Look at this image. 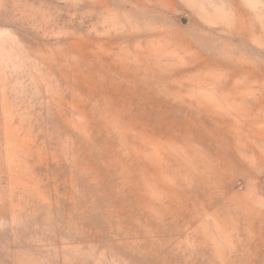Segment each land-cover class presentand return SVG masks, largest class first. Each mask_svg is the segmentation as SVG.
I'll list each match as a JSON object with an SVG mask.
<instances>
[{
  "label": "rangeland",
  "instance_id": "1",
  "mask_svg": "<svg viewBox=\"0 0 264 264\" xmlns=\"http://www.w3.org/2000/svg\"><path fill=\"white\" fill-rule=\"evenodd\" d=\"M0 264H264V0H0Z\"/></svg>",
  "mask_w": 264,
  "mask_h": 264
},
{
  "label": "bare ground",
  "instance_id": "2",
  "mask_svg": "<svg viewBox=\"0 0 264 264\" xmlns=\"http://www.w3.org/2000/svg\"><path fill=\"white\" fill-rule=\"evenodd\" d=\"M251 22L247 19L244 18V14H240L239 18L236 20L235 24L237 26V28L239 30H243V31H246V30H249V26L248 24H250ZM252 28L250 29V32L252 33Z\"/></svg>",
  "mask_w": 264,
  "mask_h": 264
}]
</instances>
